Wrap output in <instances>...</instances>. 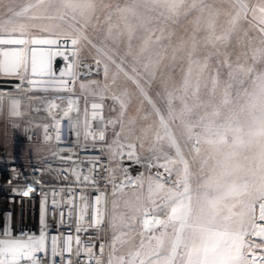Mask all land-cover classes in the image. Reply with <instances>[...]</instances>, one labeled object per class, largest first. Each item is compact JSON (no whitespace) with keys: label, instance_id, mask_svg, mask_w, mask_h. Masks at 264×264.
Instances as JSON below:
<instances>
[{"label":"rangeland","instance_id":"1","mask_svg":"<svg viewBox=\"0 0 264 264\" xmlns=\"http://www.w3.org/2000/svg\"><path fill=\"white\" fill-rule=\"evenodd\" d=\"M78 2L84 3L85 0ZM240 2L246 8H241ZM34 3L37 0H0V36L76 39L75 63L98 61L103 66L99 75L76 81L73 86L71 95L79 102V123L83 127L89 104L100 102L104 106L107 144L113 168L116 169V152L121 149L120 146L129 151L127 146L133 145L136 158L143 164L138 187L110 196L105 205L109 225L106 232L107 251L105 260H98V264H120L121 261L123 264H139V260L145 259L146 253L152 249L161 252V260L170 254L175 238L172 225L169 224L166 231L161 227L147 231L144 225L145 218L150 214L167 223L169 211L160 210L158 205L165 202L170 190H182V186H173L175 181L183 179L184 165L176 155L175 148L169 146L170 136L175 137L189 165L193 207H196L198 195L203 194L201 185L209 175L222 178L225 164L235 172L238 183L248 182L249 191L259 186V178L264 174V76L240 103L231 104L233 98H228V104L224 103L225 99L217 100L221 105L213 113L218 112V116L209 112L206 106L200 111L197 108L201 107L192 103L191 96L180 94L187 86L191 91V66L193 79L201 78L199 66L191 62V57H187L186 53L191 50V45L187 47L191 35H200L206 30L208 21L215 17L214 11L219 14L212 26L214 42L226 40L233 33L237 41L238 37H244L242 33L246 32H235L233 26L241 22L245 24L246 20L254 24L246 27H255L257 32L261 27L258 24L259 9L264 7V0H220V4L229 6L230 10L226 14L225 9L223 15L216 6H203L200 3L197 16L201 18L192 19L190 16L186 20L191 0H91L94 13L86 27L77 25L71 19L75 15L80 20V10L60 7L59 0L47 10L46 5H41L23 16L15 15ZM248 7L252 8L248 14L250 19H245ZM151 12L154 13L152 17ZM237 17L239 20L234 23ZM157 21L161 25H157ZM183 22L186 27L175 31V27ZM208 51L212 55L219 50L212 45ZM22 79L20 91H0V142L11 156L37 160L49 148L26 145L20 132L7 128L6 119L15 115L11 111L18 110L15 108L17 105L23 115L21 120L32 122L39 130L44 118L35 114L33 106H39L46 94L56 93L58 86L48 85L49 89L39 90L38 85L30 84L27 68ZM120 101H123V107ZM200 118H204V126L195 129L200 138L199 153H196L192 150V141L187 139L184 125ZM218 131L226 133L227 143H214ZM160 164L166 165L171 175L163 168L154 166ZM158 173L161 177L159 180ZM157 184H163L162 189L157 190ZM251 200L252 197L242 195L224 204H235L233 213H241L246 211L241 207V202ZM222 215H228L226 209ZM258 217L257 202L255 223L247 221L245 217L244 227L253 233L249 239L260 244L255 233L264 228V222L259 221ZM239 220V216H233L232 221L225 223L237 227ZM218 227L223 230V224ZM102 235L105 236V233ZM160 240H163V247H158ZM255 251L261 254L259 250Z\"/></svg>","mask_w":264,"mask_h":264},{"label":"built area","instance_id":"2","mask_svg":"<svg viewBox=\"0 0 264 264\" xmlns=\"http://www.w3.org/2000/svg\"><path fill=\"white\" fill-rule=\"evenodd\" d=\"M102 71L100 62L83 60L75 63L72 78L61 80L73 87L76 81ZM71 93L43 96L36 107L46 117L39 130L32 122H23L21 115L6 119L7 128L20 132L26 145L49 148L37 160L17 158L0 142V233L10 232L0 238L43 239L31 260L22 259L20 264H97L105 260L109 229L105 205L110 196L139 185L143 164L136 156L128 159V151L118 149L116 169L112 166L103 104H89L82 127L79 102ZM97 219L103 222L97 224ZM146 219L161 220L153 214ZM159 227L152 224L145 229ZM79 249L85 254L78 253Z\"/></svg>","mask_w":264,"mask_h":264},{"label":"snow or ice","instance_id":"3","mask_svg":"<svg viewBox=\"0 0 264 264\" xmlns=\"http://www.w3.org/2000/svg\"><path fill=\"white\" fill-rule=\"evenodd\" d=\"M57 2L58 0H37V3L27 5L22 11L16 12L15 15L23 16L31 9L39 8L41 5H46L45 10H47V8L54 7ZM59 5L63 8H71L74 11L79 9L81 19L78 20L75 15L71 19L77 25H81V27L87 26L91 14L94 13L91 0H85L84 3H80L78 0H59ZM240 7L246 8V5L240 2ZM259 11L258 24L261 26L259 27V31L264 33V7H260ZM32 18L38 19L40 17ZM244 18L247 19V12H245ZM238 20L239 18L237 17L234 23H237ZM77 42L76 39L71 41L73 45H76ZM25 43L26 41L22 39L0 40V44L23 45ZM33 43L55 44L57 41L34 40ZM258 51L261 53V58L264 59V49H259ZM33 57H35V50L33 51ZM113 62L115 63V61ZM33 63L35 64V59ZM117 67L120 68V65H117ZM254 71V69H250L248 74L251 76ZM241 84H243V81H241ZM228 95L226 94L225 104L230 102ZM120 102L123 107V101ZM169 105L171 106V101ZM93 107L96 108L97 106L93 105ZM169 112L171 114V107H169ZM213 115L218 116L219 113H213ZM203 119L200 118L198 121L188 122L184 125L187 139L192 141V150L196 153H199L198 145L200 144V138L199 133L195 132V129L204 126L202 124ZM161 121L163 123L162 117ZM100 139L103 140L104 136L101 135ZM214 143H227L226 133L218 131L217 140ZM169 146L175 148L176 155L184 165L183 179L173 183L174 188L182 186V190L178 192L170 190L165 202L158 205L160 210L168 209L169 214L166 216L167 223L164 220L153 219L149 221L146 219L144 225L145 227H149L152 224H156L166 231L168 225L171 224L175 238L171 243L170 254L163 260L160 258L161 252L157 249H152L151 252L146 253L145 259L139 260V264H177V261H179V264H264V228L255 233L261 241L260 244H257L255 241L249 239L253 233L247 231L244 227L245 217L247 221L255 223L257 202L258 219L264 222V174L259 178V186L255 187L253 191H249L248 182L238 183L235 172L230 171L228 165L225 164L223 165L222 178L209 175L204 184L201 185V188L204 189L203 194L202 196L198 195L196 207H193V194L189 185L188 162L184 160L175 137H169ZM123 147L120 146L121 149ZM127 147L129 148L127 158L133 159L135 157V153L132 150L134 146L128 145ZM154 166L163 168L166 173L171 175L166 165L160 164ZM160 178V174L158 173L157 179L159 180ZM84 179L88 180V177L86 176ZM162 187L163 184L156 185L157 190L162 189ZM242 195H248L252 197V200L248 203L241 202V207L246 208L245 212L233 213L232 209L235 207V204L228 205L224 204V202ZM97 203H99V199H97ZM222 204L223 207H221ZM225 209L228 215H222ZM233 216L240 217V220L237 221V227L225 223L232 221ZM102 222L100 219L96 221L97 224H101ZM221 224H223V230L218 227ZM0 235L10 236V232L0 233ZM42 243V238L41 240L29 239L27 242L22 238H0V264H20L22 259L31 260L32 253L38 251ZM141 246L143 247V243ZM158 247H163V240H160ZM181 249L183 250L182 254ZM248 249L254 250L248 251ZM255 250H259L261 254L258 255ZM53 251L55 253V249ZM120 264H123V261Z\"/></svg>","mask_w":264,"mask_h":264},{"label":"trees","instance_id":"4","mask_svg":"<svg viewBox=\"0 0 264 264\" xmlns=\"http://www.w3.org/2000/svg\"><path fill=\"white\" fill-rule=\"evenodd\" d=\"M200 3L203 6H216L222 15L225 9L226 14L230 12L229 6L220 4V0H191V4L188 5V13L186 14L185 20L190 16L192 19L201 18L200 15L197 16L198 4ZM251 9V7H248L247 19H250L248 14ZM153 14L152 12L150 13L151 17ZM214 14L215 17L208 21L209 24L206 26V30L200 33V35H191V41H187L188 45L185 44L187 47L191 45V50L186 52L188 53L187 57L190 56L191 62L193 61L194 64L196 62L199 66L198 69L201 78L198 80L193 79L194 72L191 66V91L189 90L190 87L187 86L180 94V96H184L185 93L189 98L191 96L192 103L201 107L197 109L201 111L202 107L204 108L206 106L207 110L211 113L221 105V102L217 100H220V98L222 100L225 99L226 94H229L228 98H233L231 104L240 103L241 100L251 93L259 79L264 76V59L261 58V53L258 51L259 49H264V33H259V31L255 32V27H246L254 25L246 20L245 24L244 22L238 25L233 23L235 32L238 30H244L246 32L242 33L244 37H238L237 41L233 33L229 38L226 37V40L221 41V39H218L214 42L212 38V26H214V22L219 17L218 12L214 11ZM157 25H161V23L157 21ZM184 27H186L185 22L179 23L175 27V31H179ZM212 45L216 48L218 47L219 51L217 54L211 55L209 53L208 50ZM184 61L186 63V59ZM207 67H210V69ZM250 69L255 70L251 76L248 74ZM241 81H243V84H241ZM194 84H196V87ZM230 85L231 87H229ZM138 160L141 161L140 159ZM77 252L83 255L85 254L84 250L81 251L79 249Z\"/></svg>","mask_w":264,"mask_h":264},{"label":"water","instance_id":"5","mask_svg":"<svg viewBox=\"0 0 264 264\" xmlns=\"http://www.w3.org/2000/svg\"><path fill=\"white\" fill-rule=\"evenodd\" d=\"M17 39L25 40L26 43L0 44V91H20L22 74L27 68L30 84L38 85L39 90H47L48 85H56L57 92H72L73 87H65L71 83L61 80L72 78L74 73L76 45L71 43L72 38L33 36L28 39L20 36H0V40ZM34 40H55L57 43L37 44L33 43Z\"/></svg>","mask_w":264,"mask_h":264},{"label":"crops","instance_id":"6","mask_svg":"<svg viewBox=\"0 0 264 264\" xmlns=\"http://www.w3.org/2000/svg\"><path fill=\"white\" fill-rule=\"evenodd\" d=\"M17 103H18V105H19V102H17ZM15 106H16L15 108L18 109V110H14V111H13V109H12V111H11L12 114H15V115L18 114V115L23 116V115L21 114L20 108H19L17 105H15ZM36 106H37V105H34V106H33V109H34L35 114H36L39 118H40V117H43L44 119H42V120L44 121V120L46 119L45 115H43L39 110H37ZM11 112H10V113H11ZM43 121H41L40 123H42ZM20 134H21V133H20ZM20 134L17 133L18 136H19ZM21 137H22V136H21Z\"/></svg>","mask_w":264,"mask_h":264}]
</instances>
